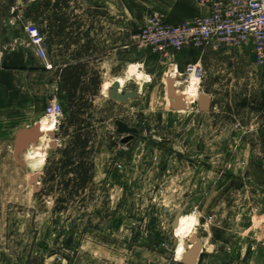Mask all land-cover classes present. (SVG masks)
I'll return each instance as SVG.
<instances>
[{"label":"rangeland","instance_id":"obj_1","mask_svg":"<svg viewBox=\"0 0 264 264\" xmlns=\"http://www.w3.org/2000/svg\"><path fill=\"white\" fill-rule=\"evenodd\" d=\"M36 3L0 0L1 65L23 68L28 58L43 65L33 57L23 30L27 22L43 29L24 17V9ZM137 3L71 0L64 13L76 22L77 46L70 40L62 45L45 40L54 72L84 63L89 73H97V83L88 87L86 107L98 192L87 210L52 216V201L37 200L29 183L32 176H42L43 169L25 168L22 157H14L12 132L0 128V264H69L78 241L95 231H83L89 221L103 233L94 242L114 249L119 261L122 242L138 248L135 264H180L175 261L178 234L164 208L196 217L187 242L201 243L197 264H264V71L250 45L208 51L200 58L199 93L209 97V110L201 112L197 104L191 110L170 109L168 77L182 73L186 80L187 64H195L198 57L177 61L178 71L168 75L174 62H153L128 40L129 47L120 49L125 26L133 32L143 24ZM106 9L116 19L108 43ZM129 64L151 76L146 90L125 104L104 97L109 81L122 77ZM54 81L51 95L61 101L65 95ZM137 90L135 82H129L122 92ZM68 115L65 111L62 120ZM115 120L137 129L128 145L120 143L125 135L116 132ZM71 132L70 128L68 136L56 131L47 137L51 143L42 168L47 158L57 161L51 148L67 145ZM37 183L39 187V179Z\"/></svg>","mask_w":264,"mask_h":264},{"label":"built area","instance_id":"obj_2","mask_svg":"<svg viewBox=\"0 0 264 264\" xmlns=\"http://www.w3.org/2000/svg\"><path fill=\"white\" fill-rule=\"evenodd\" d=\"M206 13L191 21L170 24L156 13H147L143 24L132 36V46L142 50L146 58L165 64L176 57L193 54L195 64H187L189 75L196 69L201 76L200 58L208 51L240 49L251 46L255 62L264 71V0H195ZM14 10V9H13ZM29 45L46 70L52 65L46 52L45 38L32 22L23 26ZM2 51L0 50V59ZM169 73L171 75L173 73ZM179 78L183 76L178 74ZM169 78V77H168ZM42 119L51 123L53 133L64 116V107L56 95H51L44 107ZM264 129V113L261 122Z\"/></svg>","mask_w":264,"mask_h":264},{"label":"trees","instance_id":"obj_3","mask_svg":"<svg viewBox=\"0 0 264 264\" xmlns=\"http://www.w3.org/2000/svg\"><path fill=\"white\" fill-rule=\"evenodd\" d=\"M70 1L37 0L35 5L24 9V17L43 28L40 33L47 44L52 39L58 45L70 40L77 46L78 41L73 36L75 21L72 22V18L64 13L69 9ZM56 78L66 98L64 112L69 113L67 119L60 121L57 133L63 137L68 136L71 128V141L63 148H51L52 153L59 158L56 162L46 159L43 174L39 177L38 192L33 193L41 202L45 199L52 201L50 213L54 217L71 211L87 210L95 202V194L98 192V185L94 182V151L86 107L88 87L90 83H97V73L91 74L84 63H76L60 68ZM103 205L108 206V198ZM87 229L102 232L90 221L84 225L83 231Z\"/></svg>","mask_w":264,"mask_h":264},{"label":"crops","instance_id":"obj_4","mask_svg":"<svg viewBox=\"0 0 264 264\" xmlns=\"http://www.w3.org/2000/svg\"><path fill=\"white\" fill-rule=\"evenodd\" d=\"M132 2H135V4L138 2L137 4L140 7L137 10L142 14V20L147 13H156L161 15L166 23L175 24L191 21L206 13V10L200 7L195 0H132ZM106 10L108 19H104L107 20L109 26V30L106 31V34L108 33L106 43H108L112 35L111 23L115 27L116 19L113 18L114 13H111L110 9ZM104 15L106 14L104 13ZM138 29L131 32L125 26L124 30L121 31L125 41L120 45V49L129 47L127 40L131 44L132 36L137 33ZM94 31L97 32L96 30ZM92 32L93 30L90 31L91 36ZM106 34L104 38H106ZM86 48L85 46L84 49ZM32 52L33 57L40 61L34 50ZM76 58L80 59V57ZM193 58H195L193 54L188 56L180 55L176 57V63L177 65L180 61L181 63H187ZM54 79L61 90L56 78V72L54 70H46L43 65L36 66L31 58L27 59L26 66L23 68L6 67L0 64V128L12 132L13 145L15 135L20 130L38 127V120L42 117L44 107L51 96V83H55ZM60 102L66 104V98ZM100 236H103V233L99 231L84 234L78 241L75 254L69 264L134 263L133 257L138 248H129L126 247V244L120 242L122 253L119 256L121 257L119 261L118 254L114 249L94 242V238ZM99 251L101 254H96Z\"/></svg>","mask_w":264,"mask_h":264},{"label":"bare ground","instance_id":"obj_5","mask_svg":"<svg viewBox=\"0 0 264 264\" xmlns=\"http://www.w3.org/2000/svg\"><path fill=\"white\" fill-rule=\"evenodd\" d=\"M142 67V66H141ZM177 72V71H173ZM186 76V75H185ZM172 89L176 96H180L183 98L184 109L182 110H191L194 104H197L200 86L201 76L199 75V70L196 69L194 72L187 75L186 80H182L179 76L172 78ZM117 81L120 85V93H122V89L129 82H135L138 87V94H141V86L144 83H150L151 76L147 75L144 71L140 70L137 64H129L125 69L123 76L116 77L109 81L106 89L103 91L102 95L107 97V91L111 86V83ZM172 102V101H171ZM177 110V111H182ZM38 131L41 133V137L35 146H30L22 155L21 164L25 168L33 169V171H39L43 168V162L46 157L45 152L48 145L51 143V140L47 137L53 134V128L51 123H47L41 121L38 126ZM52 147V146H51ZM24 168V169H25ZM196 217L191 215L188 217L180 215L178 219V226L175 228L176 233L178 234L179 244L177 247L176 259L175 261L181 262L182 257L185 253L184 243L187 242L190 236L193 235L195 226H196ZM177 236V235H176ZM197 240V239H196ZM196 242V241H195ZM195 242L190 243L187 242L190 246H194Z\"/></svg>","mask_w":264,"mask_h":264},{"label":"water","instance_id":"obj_6","mask_svg":"<svg viewBox=\"0 0 264 264\" xmlns=\"http://www.w3.org/2000/svg\"><path fill=\"white\" fill-rule=\"evenodd\" d=\"M166 85H167V97L172 100V102L169 103L170 109L175 111L184 109L183 98L175 95L172 89L173 87H172L171 79L169 78L167 79ZM147 87H148V83H144L141 86V92H144ZM138 96H139L138 92L133 93V92L125 91L120 93V85L117 81L111 83V86L107 91L108 99L121 104H125L129 99H137ZM197 107L198 110L201 112L208 111L210 107L209 97L205 95H200L198 97ZM114 125L116 127V132L118 134L125 135V137H123L120 140V143L123 145H128L131 142L133 135L137 133V129L134 127H129L126 123H124L121 120H115ZM40 137H41V133L38 131V127H32L29 129L20 130L15 135V139H14V157L19 160L22 153H24L27 149H29L30 146H35ZM152 142L157 143L154 140ZM38 179H39L38 175H34L30 178L29 183L33 187V193L38 192V187H36V185L38 184L37 183ZM162 212L164 214H167L169 218L172 219L171 222L172 228L173 229L177 228L178 219L181 215L180 211L177 209L169 211L167 208H164ZM184 248H185V253L180 263L197 264L199 257L202 253L200 241L197 240L193 247L190 246L187 242H185Z\"/></svg>","mask_w":264,"mask_h":264}]
</instances>
